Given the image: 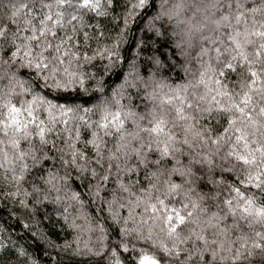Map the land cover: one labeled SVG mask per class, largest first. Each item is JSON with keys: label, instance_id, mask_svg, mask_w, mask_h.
I'll return each instance as SVG.
<instances>
[{"label": "snow or ice", "instance_id": "1", "mask_svg": "<svg viewBox=\"0 0 264 264\" xmlns=\"http://www.w3.org/2000/svg\"><path fill=\"white\" fill-rule=\"evenodd\" d=\"M67 6L68 0H40L38 7L22 0L0 23V41L8 44L0 49V80L7 81L0 86V264H245L256 255L264 264V231L255 230L264 226V198L256 195L264 193V102L256 100L264 101V0H236L227 11L214 2L191 16L167 0H80L72 12ZM141 17L129 46L130 27ZM226 26L232 28L227 44L203 35ZM197 33L215 45L198 54L203 124L187 110L188 85L167 82L173 68L188 71L180 61ZM96 61L103 62V74L93 73L92 89L103 93L105 77L122 66L119 82L95 103L70 99L71 91H89L81 69ZM17 63L51 92L36 91L12 70ZM238 68L246 78L233 92L225 79ZM141 92L170 106L175 119L154 108L147 126L137 124L132 101ZM221 115L216 129L210 121ZM129 120L136 131L128 130ZM181 145L191 150L187 162ZM153 152L158 158L150 164ZM216 157L228 166L219 178L206 174L201 185L225 183L223 173H235L230 161L244 172L235 173L223 208L210 210L204 196L184 185L193 183L194 165L219 167ZM161 160L170 165L163 179ZM161 184L164 195H153ZM181 192L180 208L169 205L168 197ZM96 201L111 223L93 218L89 205ZM238 220L252 234L234 242L229 234Z\"/></svg>", "mask_w": 264, "mask_h": 264}, {"label": "trees", "instance_id": "2", "mask_svg": "<svg viewBox=\"0 0 264 264\" xmlns=\"http://www.w3.org/2000/svg\"><path fill=\"white\" fill-rule=\"evenodd\" d=\"M22 2V0H0V23H6L7 21V12L12 4H19ZM160 0H157V3L159 4ZM218 3L219 6H221L224 11H227V7L229 4H235L236 0H167V5L171 6L173 4H183L184 5V14L187 16H191L194 11L197 10V8L203 9L207 7L208 5L212 3ZM35 5L38 7L40 0H34ZM80 4V0H68V6L66 8L67 12L74 11L78 5ZM220 13L217 12L216 15L218 16ZM199 17V14H198ZM259 19V18H257ZM20 24L22 26V19L20 20ZM243 24L240 25L241 31L243 30ZM12 32L16 31V26L13 25L11 28ZM232 31V28L230 27H224L223 29L219 31H213L211 30V27L209 29H206L203 33L205 37H212L213 39H223L225 43L227 44V34ZM209 40L207 39H201V34L197 33L193 36L191 47L187 49L188 56L183 59L185 67H187V72H197L200 69L201 60L198 59V54L200 52L201 47H214ZM0 49H8V44L4 41H0ZM252 51V48L249 47V52ZM227 57V53L225 54V57H222V60ZM204 60H207V57L203 58ZM215 66H219L216 61H213ZM228 80L226 81L228 88L232 90L233 92H238L240 90V82L242 79L246 78V72L243 68H238L236 72H230L228 73ZM167 82L173 86H175L177 83L180 84H186L185 81H174L170 74H168V80ZM7 83L6 80H0V86H3ZM151 91V89H149ZM166 92L167 89H164ZM257 102H264L261 101L259 97H256ZM125 103H128V101H125ZM157 108L159 110H162L164 112L168 113L169 121H173L175 119L174 111L170 106H161L159 103V99H154L148 95H145L144 92H141L139 95H134L133 101H132V109L135 113H137L136 116V122L137 124H140L141 126H147L148 117L151 111ZM142 118V119H141ZM223 119V118H222ZM206 122V121H205ZM215 123V121H213ZM170 123V127H171ZM127 128L129 131H136V125L133 124L132 120H129L127 123ZM175 132L177 136H181V128L179 126V123L176 124ZM140 136L143 139L144 143H148L151 141V137L144 132H140ZM108 147H112L115 143V137H110ZM184 151L183 154H180V158L184 159L185 162H187L186 157L188 153L191 151L185 146H182ZM158 158V154L149 153L147 155V159L149 163L151 164L152 161L156 160ZM134 164L136 161L133 159L132 161ZM216 165L219 167H213L211 170L207 168V166H200V165H194L193 172L194 175L192 176V184H185L184 187L186 189H192V195H202L204 196L203 204L208 207L210 210H216L218 207L223 208V200L224 198L229 194V184L230 183H236V175L235 173H238L239 175H243L244 169L242 166H240L236 161H230L232 165L235 166V173L234 174H227L223 173L225 176V183L219 184V185H211L207 188L201 187V180L206 174H216L217 178L222 174L221 173V167H227L228 164H226L224 161L221 160L220 157H216L215 160ZM152 167H157L156 165H151ZM158 167L161 168V170L164 172L165 176L162 177L166 178L167 176V170L170 167V165L167 163V161L161 160V163L158 165ZM219 174V175H218ZM231 177V178H229ZM175 178V177H173ZM144 184V181L141 180L140 185H136L135 187L138 189ZM165 192V189L163 187V184L160 186L159 193L154 192L153 195H161L163 196ZM258 198H264V193L257 192L256 193ZM169 205H174L177 208H180L182 202H183V192L180 194H172L168 197ZM232 219L231 217L228 218V224L229 226H232ZM236 227L231 228L230 232V238L235 242L236 238L241 234H247L251 236L252 229L249 227V224L246 220H238ZM255 230L257 231H264V226L262 225H255ZM234 246H236L234 244ZM261 257L259 255L254 256L251 260H249L247 257L245 258V264H260Z\"/></svg>", "mask_w": 264, "mask_h": 264}, {"label": "clouds", "instance_id": "3", "mask_svg": "<svg viewBox=\"0 0 264 264\" xmlns=\"http://www.w3.org/2000/svg\"><path fill=\"white\" fill-rule=\"evenodd\" d=\"M142 20L143 17H141L139 20L135 22L134 25L130 27V32H129V46H131L132 43H134V39L140 34V28L142 27ZM53 45L55 44V40L52 41ZM7 51V49H5ZM125 51H127L125 49ZM7 60V57H5ZM102 63L100 61L93 62L92 64H84L82 66V71L85 72L86 76L88 77V87L89 91L84 93L79 90L76 91H71V97L70 99L73 100H79L84 96L90 97L91 102L95 103L97 102L100 97L110 95L111 89L115 86L116 83L119 82L120 79V73L122 71V66L115 67L111 70L110 75L105 77V88L103 93L96 92L94 89L91 88V84L94 82L92 75L93 73L95 74L96 77H99L100 75L103 74V67ZM180 64H184V61L181 60ZM62 67V66H61ZM19 69L20 74H22L25 78L30 79L33 85V88L36 91H39L41 93L47 94L51 92V89H49L46 84L42 81H40L34 74L28 72V70L19 67L18 63L13 64L12 70L16 71ZM200 71L201 68L193 73V72H185L184 68L181 66H177L173 68L170 71V76L174 81L180 82V81H185L186 84L188 85L187 88V97H188V104L190 107L187 109L190 113H192L194 116L200 118V123L203 124L205 121H207V116L203 115L200 111L203 107L206 106L205 100L203 97L205 96V88L204 85L199 82L200 80ZM62 79L63 73L60 72L58 73ZM228 76L225 79V83L228 80ZM48 84H51L52 81L49 80L47 82ZM227 84V83H226ZM39 85V87H36ZM228 86V85H227ZM55 95V93H52ZM95 118V117H94ZM223 116H218L214 120L210 121V123L213 124V127L216 129H219L223 125ZM215 121V123H213ZM219 175V174H218ZM201 187L207 188L203 185ZM99 208L100 211H96V209ZM89 211L92 212L93 218L97 220V222H107L111 223L106 210L104 209L103 205L100 204L99 201H96L95 203H92L89 205ZM141 246L148 247L150 251L154 252L158 257L160 256V250L153 248L150 244H143Z\"/></svg>", "mask_w": 264, "mask_h": 264}]
</instances>
